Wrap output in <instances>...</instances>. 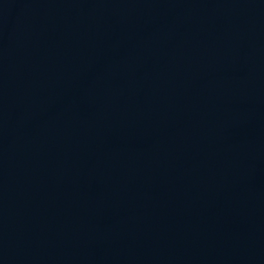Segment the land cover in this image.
<instances>
[{"label": "water", "instance_id": "95a60500", "mask_svg": "<svg viewBox=\"0 0 264 264\" xmlns=\"http://www.w3.org/2000/svg\"><path fill=\"white\" fill-rule=\"evenodd\" d=\"M0 264H264V0H0Z\"/></svg>", "mask_w": 264, "mask_h": 264}]
</instances>
